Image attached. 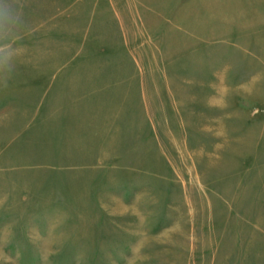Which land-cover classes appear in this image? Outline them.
Masks as SVG:
<instances>
[{
    "label": "rangeland",
    "instance_id": "rangeland-1",
    "mask_svg": "<svg viewBox=\"0 0 264 264\" xmlns=\"http://www.w3.org/2000/svg\"><path fill=\"white\" fill-rule=\"evenodd\" d=\"M0 264H264V0H14Z\"/></svg>",
    "mask_w": 264,
    "mask_h": 264
},
{
    "label": "clouds",
    "instance_id": "clouds-1",
    "mask_svg": "<svg viewBox=\"0 0 264 264\" xmlns=\"http://www.w3.org/2000/svg\"><path fill=\"white\" fill-rule=\"evenodd\" d=\"M20 23L14 0H0V82L7 81L14 70L16 48L13 46Z\"/></svg>",
    "mask_w": 264,
    "mask_h": 264
}]
</instances>
